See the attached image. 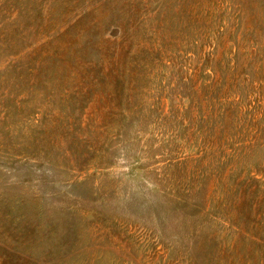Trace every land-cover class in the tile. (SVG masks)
I'll use <instances>...</instances> for the list:
<instances>
[{
    "label": "rangeland",
    "instance_id": "1",
    "mask_svg": "<svg viewBox=\"0 0 264 264\" xmlns=\"http://www.w3.org/2000/svg\"><path fill=\"white\" fill-rule=\"evenodd\" d=\"M207 76L264 105V0H0V264H264L230 227L264 221V140L223 173Z\"/></svg>",
    "mask_w": 264,
    "mask_h": 264
},
{
    "label": "trees",
    "instance_id": "2",
    "mask_svg": "<svg viewBox=\"0 0 264 264\" xmlns=\"http://www.w3.org/2000/svg\"><path fill=\"white\" fill-rule=\"evenodd\" d=\"M124 34L125 33L121 30L109 33V35L114 38L112 43L117 45L118 42H124ZM254 42L256 41L254 40ZM143 49L144 48H141L138 52H143L147 56H151L155 59V53L153 50L146 49L143 51ZM130 58L132 59L133 56ZM138 60L133 59L134 62ZM262 60L263 59H260L259 61L263 62ZM241 74L244 76L242 81H248L247 77H245L247 76V73H245L244 70H241ZM207 78L209 77L207 76ZM205 80L206 82H209L201 87V95L199 94L200 96H197L195 92H192L191 96H189V100L192 104L191 108L196 109L195 112H197L198 116L193 118L192 114L194 110H192V112H190L191 114H189L190 117L188 118V122L189 125L192 126L191 128H193L192 124L194 123V119H196V133L202 137V143L206 145L205 147L215 149L214 152L217 150L223 173H229L235 168V166H237V159L246 156L249 150L258 145L260 140H264V105H260L259 101L253 106L247 104L249 109L243 112L241 111L242 105L239 98L228 99V96H226L225 93H222L221 87L227 84L226 81L221 82L220 86H216L214 81L217 80L210 78ZM230 80L231 86L233 78ZM193 95H195L194 99L192 97ZM243 116H247L248 119L246 120L242 118ZM243 136L248 137V139H243ZM241 183L242 182L236 183L235 186L238 187ZM243 185L244 187L242 189L238 188V198L236 197V199L232 201V205L238 207V203L241 202L244 204H246V202H251L253 205L260 203V201L262 202V198H256L254 195L255 191L251 190V187L248 186L247 183L245 184L244 182ZM175 186L176 188H179L177 183ZM175 198L182 202H186L187 200L185 195H175ZM217 206L221 207L222 205L221 203H217ZM237 212L242 217L243 214L245 215V213L241 211L239 212V209ZM257 215H260V213H257ZM249 216L250 206L244 219H249ZM262 222L264 221L260 219L256 220L255 217H252L248 222L242 225H239V221L231 222L230 227L237 229L240 233H244L243 235H245V238L243 239H247V241H250L251 243L255 242L257 247L262 249V246H264V223ZM255 229L260 230L259 233L261 235H258V231L251 233V231ZM212 240L214 242V239ZM236 243L237 241L232 242L228 248L227 246L224 247L219 241H216L214 245L218 247V251H222V249H220L222 247L226 253H230L231 255L239 250Z\"/></svg>",
    "mask_w": 264,
    "mask_h": 264
}]
</instances>
